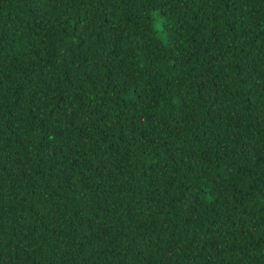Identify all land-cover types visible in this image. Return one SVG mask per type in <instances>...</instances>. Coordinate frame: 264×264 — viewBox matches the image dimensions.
Segmentation results:
<instances>
[{
    "label": "trees",
    "instance_id": "1",
    "mask_svg": "<svg viewBox=\"0 0 264 264\" xmlns=\"http://www.w3.org/2000/svg\"><path fill=\"white\" fill-rule=\"evenodd\" d=\"M0 264H264V0H0Z\"/></svg>",
    "mask_w": 264,
    "mask_h": 264
}]
</instances>
